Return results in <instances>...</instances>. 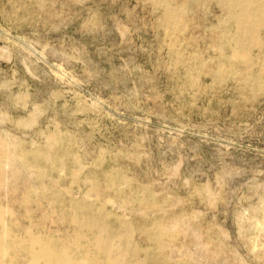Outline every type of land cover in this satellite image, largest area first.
I'll return each instance as SVG.
<instances>
[{"label":"rangeland","instance_id":"obj_1","mask_svg":"<svg viewBox=\"0 0 264 264\" xmlns=\"http://www.w3.org/2000/svg\"><path fill=\"white\" fill-rule=\"evenodd\" d=\"M237 13L230 0H0L11 237L85 256L99 230L74 217L94 216L128 264H264V27L244 64Z\"/></svg>","mask_w":264,"mask_h":264},{"label":"bare ground","instance_id":"obj_2","mask_svg":"<svg viewBox=\"0 0 264 264\" xmlns=\"http://www.w3.org/2000/svg\"><path fill=\"white\" fill-rule=\"evenodd\" d=\"M230 4L238 9V13L235 14L233 19L235 21L233 24L236 23L240 32L238 34L251 40L249 44H243L242 41H238V50L234 56L239 58L244 64H248V48L251 46L261 47L263 44L258 37V31L264 27V0H230ZM177 21L178 15L176 13L168 10L165 12L163 22L166 26L173 27ZM252 40H255V43H252ZM0 152L4 153L2 144H0ZM35 154L36 157L41 156L40 152ZM23 202L27 203V200L24 199ZM7 214H9V210L0 205V264H20L17 259L21 253L26 254L25 264H128L126 254H119L113 257L112 245L102 239L101 231L103 230L104 219L101 217L80 215L74 217V223L79 229L99 230V233L93 236L90 253L80 256L76 253L77 251L75 252L69 248L66 243L56 241L50 236L44 237L40 234H35L29 235L27 239L17 240L12 238L6 220ZM157 234L171 240L174 237L173 233L167 231L166 225L160 226ZM77 237L80 238V234Z\"/></svg>","mask_w":264,"mask_h":264}]
</instances>
